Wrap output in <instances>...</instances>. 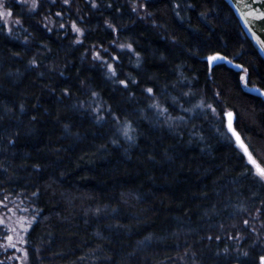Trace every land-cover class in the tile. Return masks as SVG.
Here are the masks:
<instances>
[{
    "label": "trees",
    "instance_id": "obj_1",
    "mask_svg": "<svg viewBox=\"0 0 264 264\" xmlns=\"http://www.w3.org/2000/svg\"><path fill=\"white\" fill-rule=\"evenodd\" d=\"M0 3L12 12L11 33L0 18V201L35 217L24 264H259L264 185L242 174L221 108L234 111L235 129L264 160V101L246 91H264V58L231 5L37 0L33 11L32 0ZM214 54L242 71L211 68ZM200 100L216 112L196 109ZM10 255L0 261L19 264Z\"/></svg>",
    "mask_w": 264,
    "mask_h": 264
},
{
    "label": "snow or ice",
    "instance_id": "obj_2",
    "mask_svg": "<svg viewBox=\"0 0 264 264\" xmlns=\"http://www.w3.org/2000/svg\"><path fill=\"white\" fill-rule=\"evenodd\" d=\"M257 2L264 4V0H257ZM64 3L67 4L69 3V0H64ZM240 3L244 5V9H247L246 11L243 9L238 8L237 10L241 12V17L245 20V24L246 26L249 25L253 20H258V21H264V11H259V10H254L252 9L251 5H249L246 0H240ZM110 6V5H109ZM38 7V3L37 0H32L31 3V10H35ZM91 7L95 8L97 7V5L93 2L91 3ZM178 7V5H177ZM0 18H3L4 21V26L8 28L9 33H11V27H8V20L10 17H12V12L10 9L7 8L6 5L0 3ZM136 8L135 6L133 7V11H135ZM57 16L60 15V13H56ZM250 18V19H249ZM13 23L19 25L20 21L19 20H15L13 21ZM47 27V25H45ZM60 27H64L63 24L60 25ZM109 27L113 29V31H116V29L109 24ZM71 29L72 31H74L75 33L79 34V35H83V32L81 30V28H79L75 22H73L71 24ZM261 30L264 31V25L261 26ZM249 31L251 32L254 40L256 41V43L258 45H260L261 49H264V40L261 39L260 36H258L256 34V32L252 31L251 28H249ZM77 43H80L81 41L77 40ZM119 47L121 49L127 48L129 51H134L132 48L131 44H120ZM107 50L105 49V52ZM138 56V54H137ZM93 59L96 60H102V57L100 55V52H95ZM113 60L118 59L117 57H113ZM218 60H227L226 57L223 56H219V55H213L208 57V61L209 64H211L213 61H218ZM104 63L107 64L106 61H103ZM228 63H232V61H227ZM32 63H35V61H32ZM236 67H242L241 65H235ZM107 68L109 70V72L112 74V76L116 75V71L113 68L112 64H107ZM245 72L247 71L246 69L244 70ZM242 80H245V77H241ZM132 83H135V80L131 81ZM120 84L124 85V87H128V83L125 80H120L119 81ZM245 85H247V81L245 80ZM146 93L149 95V97L154 98L155 97V93L153 91V88L149 87L147 89H145ZM264 94V93H262ZM93 96H96V93H92ZM185 95H188V93H185ZM219 93H214L215 97H219ZM151 108L155 109L157 111L158 115H163L165 113H167V109L163 108L159 103H153L150 105ZM182 108V106H181ZM196 109H200V110H205V109H210L211 112L215 113L216 109L213 107V105L211 103H207L204 100H200L199 103H197L195 105ZM182 110L184 112H189V113H193L194 114V109L188 108H182ZM221 114L222 116L226 117V120L222 121V123L225 124V126L227 127L229 133L231 134V137H233L235 139L236 145L237 147L241 150V166L244 169L243 171V175L244 176H251L254 179H257L262 185H264V160L261 159H256L254 158L252 152L249 151V148L245 145L244 141L242 140L241 136L239 135V133L236 131V129L233 127V113L231 111H225L223 108H221ZM177 120L183 121L184 117H177ZM134 131V129H132L131 125H127L123 131L124 136L131 140L132 136H131V132ZM244 211H247V209H243ZM11 211V210H10ZM24 211H27V209H25ZM256 215L252 217L253 220H258L261 214V210L259 208H257L256 210ZM13 215H16L15 212H13ZM6 219L11 221V217L6 216ZM35 220V217L33 216L31 220H26L24 217H18L16 219V221H14V223L19 226V228L21 229V231L17 230V227H14L12 223L7 224V230L9 233V235L5 236V240L6 243L5 244H0V247H3L5 249V251H7L8 248H13L16 249L17 251L23 252L24 253V257L26 258L28 255V252L25 248L22 247H18V245H25L28 243V241L25 239V235L28 231V227L31 225V223ZM0 224H5V218H0ZM243 224L245 226H250V222L248 219H244L243 220ZM261 228H264V223L261 224ZM251 231L256 233L257 236L260 235V233L257 231V229L255 227L251 228ZM236 240H240L241 237L240 236H236L234 237ZM209 239H211L209 237ZM217 239H219V237H217ZM244 256H248V252H243L242 253ZM15 259L20 260V257H15ZM0 264H3L2 261H0ZM23 264V261H22ZM259 264H264V255H261L259 257Z\"/></svg>",
    "mask_w": 264,
    "mask_h": 264
},
{
    "label": "water",
    "instance_id": "obj_3",
    "mask_svg": "<svg viewBox=\"0 0 264 264\" xmlns=\"http://www.w3.org/2000/svg\"><path fill=\"white\" fill-rule=\"evenodd\" d=\"M226 1L231 5L232 9L235 11V14H236L238 20H240L242 28L246 32L249 40L253 42L254 46L257 49V51L264 58V49H261L260 45H258L256 43V41L254 40L251 32L249 31V28H251L252 31L256 32V34L258 36H260L262 40H264V31L261 30V26L264 25V21L253 20L249 25L246 26L245 20L241 17V12L237 10L238 8H240V9H243V10L246 11L247 9H244V5L240 3V0H226ZM246 2L249 5H251L252 9L259 10V11H264V4H261V3L257 2V0H246ZM214 55H219V56L225 57L223 54H214ZM211 56H213V55H211ZM227 61H232V63H228ZM207 62H208V65H210L211 68L215 67L216 65L225 64L230 69L231 68L234 69L236 72H241L242 69H243V65H241L242 67L238 68L235 65H240V64H237L236 62H234L233 60H230L228 58H227V60L213 61L211 64H209V61H208V58H207ZM246 91H247V93L251 94L252 96L260 97L264 101V94H262V93H264V91H262L260 88H258V87H246ZM232 113L234 114V112H232ZM225 119H226V117H225ZM235 121H236V118H235V114H234L233 115V127H234ZM226 129H227V127H226ZM233 140H235V139L233 138Z\"/></svg>",
    "mask_w": 264,
    "mask_h": 264
},
{
    "label": "rangeland",
    "instance_id": "obj_4",
    "mask_svg": "<svg viewBox=\"0 0 264 264\" xmlns=\"http://www.w3.org/2000/svg\"><path fill=\"white\" fill-rule=\"evenodd\" d=\"M225 110L229 111L227 109H225ZM25 209H27V208H25L24 205H19L18 207L15 208L13 205H10V203L7 204L4 201H0V218H5V224H0V227H2L4 232H5V235L0 237L1 238L0 239V244H5L6 243V240L4 239L5 236L11 234L7 230V224L12 223L14 227H17L18 231H21L19 226H17L14 223V221H16V219L18 217H24L26 220H31L32 219L33 216L30 215L31 213L29 212V210L27 209V211H24ZM13 212H15L16 215H13ZM6 216L11 217L12 218L11 221L7 220ZM30 227H31V225L28 227V230L30 229ZM26 234H24V235H25V239L27 240ZM26 246H27V244L18 245V247H22V248H25L27 250ZM0 253H2L3 255H6V253H11V255L9 256V261H11V262L17 260L19 262V264H22V261H23V264H24V262L26 261V258L24 257V253L20 252V251H17L16 249H13V248H8L7 251H5V249L3 247H0ZM15 257H20L21 259L18 260V259H15Z\"/></svg>",
    "mask_w": 264,
    "mask_h": 264
},
{
    "label": "bare ground",
    "instance_id": "obj_5",
    "mask_svg": "<svg viewBox=\"0 0 264 264\" xmlns=\"http://www.w3.org/2000/svg\"><path fill=\"white\" fill-rule=\"evenodd\" d=\"M232 112H234V111H232ZM225 118V117H224Z\"/></svg>",
    "mask_w": 264,
    "mask_h": 264
}]
</instances>
